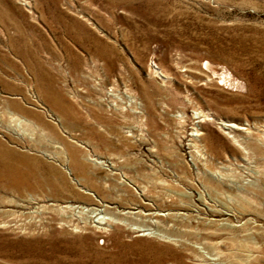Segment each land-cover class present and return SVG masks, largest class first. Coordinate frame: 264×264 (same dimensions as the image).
<instances>
[{"label":"rangeland","instance_id":"1","mask_svg":"<svg viewBox=\"0 0 264 264\" xmlns=\"http://www.w3.org/2000/svg\"><path fill=\"white\" fill-rule=\"evenodd\" d=\"M0 145V264H264V0H0Z\"/></svg>","mask_w":264,"mask_h":264},{"label":"bare ground","instance_id":"2","mask_svg":"<svg viewBox=\"0 0 264 264\" xmlns=\"http://www.w3.org/2000/svg\"><path fill=\"white\" fill-rule=\"evenodd\" d=\"M153 68H154V73H156V75L164 78L163 73L156 65H154ZM223 125H226L228 127H233V123L231 122H226ZM5 153H7V155H5ZM17 162L19 161L16 160L15 154L11 150H7L0 145V177H6L9 179L8 185L6 186L7 189H21V187L24 184L17 181L14 178L18 173Z\"/></svg>","mask_w":264,"mask_h":264},{"label":"built area","instance_id":"3","mask_svg":"<svg viewBox=\"0 0 264 264\" xmlns=\"http://www.w3.org/2000/svg\"><path fill=\"white\" fill-rule=\"evenodd\" d=\"M228 76H227V74L225 73V72H221L220 73V80H222V81H225V82H227L229 85H232V86H238V81L237 80H235V79H230V80H228V78H227Z\"/></svg>","mask_w":264,"mask_h":264},{"label":"crops","instance_id":"4","mask_svg":"<svg viewBox=\"0 0 264 264\" xmlns=\"http://www.w3.org/2000/svg\"><path fill=\"white\" fill-rule=\"evenodd\" d=\"M16 53H21V51H19V50H16ZM31 58H32V56H31ZM33 59V58H32ZM33 61H34V59H33ZM37 61H34V68H36L37 67V65H35V63H36ZM32 64V63H31ZM31 66V65H30ZM37 75V74H36Z\"/></svg>","mask_w":264,"mask_h":264}]
</instances>
